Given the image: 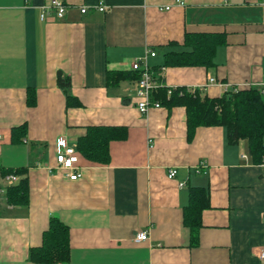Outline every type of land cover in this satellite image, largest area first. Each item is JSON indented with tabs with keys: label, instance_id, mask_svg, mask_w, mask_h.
<instances>
[{
	"label": "crops",
	"instance_id": "0c3cea01",
	"mask_svg": "<svg viewBox=\"0 0 264 264\" xmlns=\"http://www.w3.org/2000/svg\"><path fill=\"white\" fill-rule=\"evenodd\" d=\"M97 1L63 0L62 18L41 20L50 0H0V170L23 168L17 176L29 186L26 206L9 205L0 172V264H34L28 251L41 245L50 217L69 228V264H264V169L247 143L229 145L222 127H199L188 140L183 107L141 115L136 81L106 84L108 71L131 74L149 49L147 65L164 87L209 98L255 87L264 80V8L257 0H105L100 13ZM186 32L226 34L213 68L163 67ZM58 72L80 108H66ZM20 125L26 134L12 142ZM89 126H123L127 137L110 143L106 165L80 159L72 181L56 169L57 142L76 147ZM190 186L210 199L195 248L182 222ZM141 231L148 240L137 243Z\"/></svg>",
	"mask_w": 264,
	"mask_h": 264
},
{
	"label": "trees",
	"instance_id": "16d2710c",
	"mask_svg": "<svg viewBox=\"0 0 264 264\" xmlns=\"http://www.w3.org/2000/svg\"><path fill=\"white\" fill-rule=\"evenodd\" d=\"M227 43L223 32H186L180 51L164 55L163 67H214L215 53L218 47ZM175 46V44H170ZM137 72L124 73L108 71L107 86L117 85L128 78L136 81ZM154 77V76H153ZM155 79V78H154ZM57 85L65 96L66 108H80L81 103L69 93L70 80L61 72L57 74ZM155 82L156 79H155ZM152 99L168 109L183 107L186 111L187 139L193 138L199 127H222L225 129L229 145L245 141L248 154L255 165L264 163V98L256 87L241 88L236 92L225 93L221 97L209 98L199 89L185 87L168 88L157 83ZM27 106L35 104V92L27 90ZM26 134L25 125L11 129L12 142L20 141ZM127 137V128L123 126H89L85 134L76 142L75 152L80 159L95 165L109 162V145L112 141H123ZM2 175H24V169L0 170ZM27 178L6 191L9 205L26 206L28 204ZM188 202L183 208L182 222L189 231L190 247L198 246L199 231L202 228V213L210 208L207 189L188 187ZM27 260L34 264H69L70 244L69 228L56 217H50L48 227L42 234L39 247L30 248Z\"/></svg>",
	"mask_w": 264,
	"mask_h": 264
},
{
	"label": "built area",
	"instance_id": "2783aa9c",
	"mask_svg": "<svg viewBox=\"0 0 264 264\" xmlns=\"http://www.w3.org/2000/svg\"><path fill=\"white\" fill-rule=\"evenodd\" d=\"M179 5H183V1L179 0L177 2ZM257 3L264 8V0H257ZM88 7L82 6L80 8L81 14H86ZM94 10L104 13L109 10V6L106 5L105 0H98L97 4L93 7ZM66 4L63 0H50V2L41 8L40 19L44 20L48 13H52L56 18H62L65 14ZM167 10V8H166ZM264 26V24H263ZM155 52L147 49L143 57L136 59L131 64V70L139 74L138 79L136 80V98L138 99L136 108L141 115H147L149 109L151 108H160L161 104L159 101L152 99V93L157 87V83L153 77L152 72L150 71L147 65V58L154 57ZM215 79L209 77L207 79V85L215 84ZM220 86H223L219 84ZM264 98V80L257 86H255ZM238 88H225V92H236ZM1 140V136H0ZM244 157V156H242ZM56 169H60L65 172L66 176L75 181L81 177L80 170L78 167L79 157L75 152V146L69 145L64 138H60L57 142L56 148ZM264 169V163L260 164ZM177 171L174 168H171L167 172L168 179H174L176 177ZM3 180L7 187H12L18 184L19 177L17 175H5ZM183 186V183L180 184ZM264 220V216H263ZM133 240L137 243L145 242L148 240V233L146 231L138 232ZM258 258L264 260V248L258 253Z\"/></svg>",
	"mask_w": 264,
	"mask_h": 264
}]
</instances>
